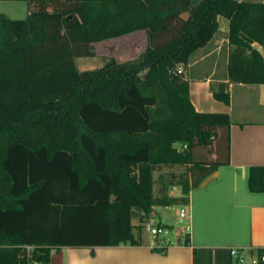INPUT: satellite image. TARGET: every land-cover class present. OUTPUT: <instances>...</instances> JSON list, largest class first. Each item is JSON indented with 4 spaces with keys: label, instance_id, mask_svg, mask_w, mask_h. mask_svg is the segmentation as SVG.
I'll use <instances>...</instances> for the list:
<instances>
[{
    "label": "trees",
    "instance_id": "obj_1",
    "mask_svg": "<svg viewBox=\"0 0 264 264\" xmlns=\"http://www.w3.org/2000/svg\"><path fill=\"white\" fill-rule=\"evenodd\" d=\"M26 1L25 18L0 12V264L139 245L154 207L188 205L230 163V114L195 108L185 66L224 16L228 81L213 97L229 104L230 83H264V1ZM138 30L137 57L78 69L96 42ZM247 185L264 193V165Z\"/></svg>",
    "mask_w": 264,
    "mask_h": 264
},
{
    "label": "crops",
    "instance_id": "obj_2",
    "mask_svg": "<svg viewBox=\"0 0 264 264\" xmlns=\"http://www.w3.org/2000/svg\"><path fill=\"white\" fill-rule=\"evenodd\" d=\"M218 19V31L190 56L185 76L197 110L230 114V163L190 192L189 242L178 234L174 239L140 234L139 245L56 248L46 264H235L230 254L233 246L248 247L252 263L262 264L255 259L259 250L264 253V193L250 191L247 179L251 165H264V83H230L229 104L213 97L211 84L228 81L230 50L229 20ZM254 45L264 55V47ZM178 209L156 206L150 219L160 217L158 223L173 226ZM173 216V222L163 220ZM138 222L133 218L134 224Z\"/></svg>",
    "mask_w": 264,
    "mask_h": 264
},
{
    "label": "rangeland",
    "instance_id": "obj_3",
    "mask_svg": "<svg viewBox=\"0 0 264 264\" xmlns=\"http://www.w3.org/2000/svg\"><path fill=\"white\" fill-rule=\"evenodd\" d=\"M29 2L26 0H0V12L6 16L14 19L25 18L29 12ZM148 45V35L145 30H138L126 35H122L115 38L105 39L96 42L94 46V56H81L76 57V65L79 70L95 69L103 65L110 59H116L118 61H125L133 59L139 55ZM174 193H180L178 187L172 188ZM177 206H174L176 208ZM180 207V206H178ZM175 210H173L174 212ZM178 212V211H177ZM175 216L172 219L164 218V221L173 222ZM157 222L162 220L160 217L155 218ZM184 223L175 220L173 226H167L168 232L163 234L162 237L174 239L176 229L182 226ZM136 234H142L145 238L152 236L145 228L142 231L135 230ZM245 264H253L252 258L249 256Z\"/></svg>",
    "mask_w": 264,
    "mask_h": 264
},
{
    "label": "built area",
    "instance_id": "obj_4",
    "mask_svg": "<svg viewBox=\"0 0 264 264\" xmlns=\"http://www.w3.org/2000/svg\"><path fill=\"white\" fill-rule=\"evenodd\" d=\"M178 69L179 71H182L183 65L179 64ZM177 219L179 222L184 224L176 229L175 234H178L180 237L187 238L191 227L187 205L179 207ZM144 228L152 235L153 238L162 237L163 234L169 231L167 227L159 225L156 220L150 218L145 221ZM250 253L251 252L248 247L233 246L230 249L231 258L235 261V264H245L247 258L250 256ZM259 260H261L262 264H264V253L258 256V259H255V261ZM34 264L40 263L35 262Z\"/></svg>",
    "mask_w": 264,
    "mask_h": 264
}]
</instances>
